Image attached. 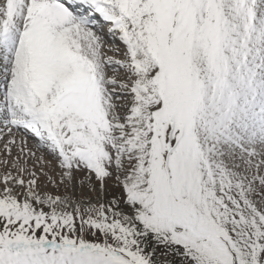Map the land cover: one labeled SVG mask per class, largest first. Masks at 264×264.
<instances>
[{"label": "snow or ice", "instance_id": "6c2138e0", "mask_svg": "<svg viewBox=\"0 0 264 264\" xmlns=\"http://www.w3.org/2000/svg\"><path fill=\"white\" fill-rule=\"evenodd\" d=\"M0 264H264V0H0Z\"/></svg>", "mask_w": 264, "mask_h": 264}]
</instances>
